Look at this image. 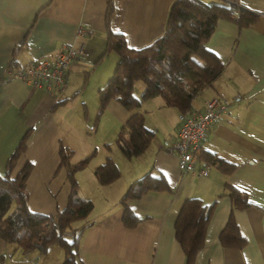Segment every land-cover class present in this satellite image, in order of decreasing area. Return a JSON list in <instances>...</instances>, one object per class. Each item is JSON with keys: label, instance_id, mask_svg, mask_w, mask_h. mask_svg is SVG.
<instances>
[{"label": "crops", "instance_id": "0c3cea01", "mask_svg": "<svg viewBox=\"0 0 264 264\" xmlns=\"http://www.w3.org/2000/svg\"><path fill=\"white\" fill-rule=\"evenodd\" d=\"M173 1L0 0V173L30 128L26 150L11 172L14 177L26 162L32 165L25 183L29 210L53 214L66 203L70 185L58 149L74 144L83 127L90 129L88 119L98 110V91L118 59L112 52L98 59L108 28L121 33L131 47L148 45L162 34ZM235 2L257 14V19L244 27L217 20L206 47L224 64L223 70L212 85L195 95L190 110H202L204 102L214 97L225 103L219 118L204 133L201 147L236 164L235 169L225 174L210 165L204 177L182 174L177 155L170 150L179 130L180 112L158 96L144 101L136 111L144 114L146 127L154 132L147 148L126 158L119 149L103 146L99 158L92 157L90 166L75 172L79 195L93 203L87 218L74 225L88 224L79 239L81 264H186L174 236V221L182 202L190 197L213 206L194 264H264V0ZM69 45H82L83 50L72 59L62 92H49L8 74L38 59L52 60L61 47ZM135 89L137 97L143 85ZM129 115L112 99L99 121L104 119L108 136H117ZM86 152H91V146ZM107 157L117 165L119 177L100 185L93 170ZM148 171L163 176L173 190L127 199L125 204L140 220L126 227L119 200ZM225 183L245 193L250 202L244 209L233 210L245 239L239 248L223 247L218 238L231 211L229 197L218 195ZM55 245L45 252H23L0 238V255L5 264H61L63 252L58 245L61 253L55 252Z\"/></svg>", "mask_w": 264, "mask_h": 264}, {"label": "trees", "instance_id": "16d2710c", "mask_svg": "<svg viewBox=\"0 0 264 264\" xmlns=\"http://www.w3.org/2000/svg\"><path fill=\"white\" fill-rule=\"evenodd\" d=\"M227 1V4H217L201 0H174L162 34L139 48L127 45L121 33L108 28L105 47L98 59L109 52H114L118 59L105 86L98 91L97 114H101L112 99L130 113L115 138L126 158L141 154L154 137V132L145 125L144 114L136 111L144 101L158 96L165 105L180 113H190L195 95L212 85L221 74L224 64L206 47L217 20H231L240 27L256 21L257 14L239 6L235 0ZM109 9L110 5L107 13ZM137 81L143 85L140 97L133 93ZM30 132L29 128L20 137L0 173V238L23 252H45L49 246L56 244L63 252L61 264H81L78 259L79 239L82 229L88 224L80 228L74 225L87 218L93 203L79 195L74 174L87 165L91 156L71 165L72 151L59 145L60 166L66 167L70 185L66 203L53 214L33 212L26 205L25 187L31 163L26 162L11 177L15 163L26 150ZM198 157L225 174L236 167V164L207 148L201 147ZM93 174L100 185H105L119 177V169L107 157L94 168ZM172 190L163 176H156L151 171L134 180L119 200L123 207V225L133 227L140 220L125 204L127 199L139 198L149 192ZM218 195L228 196L231 205L229 216L219 232V242L223 247L239 248L244 245L245 239L238 231L233 210L244 209L250 202L245 193L226 183ZM212 209V205L207 207L197 197L186 198L180 206L174 221V236L185 254L186 264H194L195 256L203 246ZM0 264H5L4 255H0Z\"/></svg>", "mask_w": 264, "mask_h": 264}, {"label": "built area", "instance_id": "2783aa9c", "mask_svg": "<svg viewBox=\"0 0 264 264\" xmlns=\"http://www.w3.org/2000/svg\"><path fill=\"white\" fill-rule=\"evenodd\" d=\"M81 31L82 29L79 28L78 32ZM82 50V45L78 47L63 46L52 60L38 59L9 71L8 74L49 92H62L66 87V71L72 59ZM224 109L225 103L218 97H214L204 102L202 110L179 114L180 126L170 150L176 153L177 167L182 174H193L196 177H204L208 174L210 165L198 157L201 140L204 133L219 118Z\"/></svg>", "mask_w": 264, "mask_h": 264}, {"label": "rangeland", "instance_id": "374dc122", "mask_svg": "<svg viewBox=\"0 0 264 264\" xmlns=\"http://www.w3.org/2000/svg\"><path fill=\"white\" fill-rule=\"evenodd\" d=\"M111 54L116 56V54L114 52H112ZM137 84H142V83H141V81L136 82L135 87H134V93L136 91L135 88H136ZM137 97H140V94ZM97 103H98V97H97ZM88 107H91V106L88 105ZM97 113L98 112H95V116L91 119H88L89 120L88 126L90 127V129L86 128V127L82 128V131H83L82 135L83 136L80 135L74 144L73 143L69 144V146H67V144H64L65 145L64 147L67 146V148L72 151L71 156H70V164L71 165L78 163L81 159L85 158L86 156H91L90 159L94 156H95L94 158H99V156L102 152L103 146L107 149L109 147L111 148V146H112V149L114 151L119 149V147L115 143L116 136H108L109 132H107V128L105 127L106 124L102 123V122H104V119L102 121H99L101 114H97ZM122 126L123 125L120 126L117 133H119L122 130ZM87 144H89L91 146V152L90 153L86 152L90 147ZM87 153H89V154H87ZM93 160H95V159H93ZM89 162H90V160H89ZM89 162L87 163L88 166H90V164H91V163L89 164ZM84 168H82V169H84ZM79 170H81V169H79ZM77 223H79V222H77ZM55 252L61 253V250L56 245H55Z\"/></svg>", "mask_w": 264, "mask_h": 264}]
</instances>
